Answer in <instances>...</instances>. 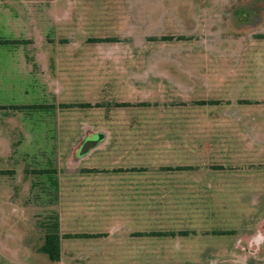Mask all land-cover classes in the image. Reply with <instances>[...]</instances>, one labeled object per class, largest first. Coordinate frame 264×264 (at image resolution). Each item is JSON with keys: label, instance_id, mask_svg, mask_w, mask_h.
<instances>
[{"label": "rangeland", "instance_id": "1", "mask_svg": "<svg viewBox=\"0 0 264 264\" xmlns=\"http://www.w3.org/2000/svg\"><path fill=\"white\" fill-rule=\"evenodd\" d=\"M0 1L19 15V34L32 43L23 56L0 57L13 70L0 88V172H6L0 175V264H208L238 253L237 243L246 256L260 258L264 171L260 148L247 134L257 128L251 118L260 117L264 100V0ZM215 77L228 79L216 108L210 106ZM85 103L105 112L81 109ZM36 104L55 113L16 111ZM97 121L146 131L117 138L121 150L152 151L138 162L178 167L179 174L152 175L183 176L187 191L145 205L175 214L154 228L179 234L176 241L167 242V232L135 245L105 240L107 218L84 217L90 210H129L120 204L139 201L82 194L113 187L108 180L84 181L75 167L82 158L78 142ZM209 166L218 181L216 202L203 183ZM43 168L56 177L39 175ZM55 231L59 262L38 251Z\"/></svg>", "mask_w": 264, "mask_h": 264}, {"label": "crops", "instance_id": "2", "mask_svg": "<svg viewBox=\"0 0 264 264\" xmlns=\"http://www.w3.org/2000/svg\"><path fill=\"white\" fill-rule=\"evenodd\" d=\"M10 9V10H9ZM22 19L19 18V15L15 14L11 8L5 6L0 1V57H7L9 52H20L21 56H23L24 46H30L31 41L28 42L23 38V34H19V30L21 31L20 21ZM12 26V28H10ZM13 32V33H12ZM10 36V37H7ZM32 44V43H31ZM18 52V55L20 54ZM0 88H6L8 81L10 82V73L13 70H10L6 60H0ZM262 77V76H260ZM228 79L224 78H214L211 80V85L213 84V88L211 91H214V100H212L210 106H214L216 108L222 101L221 99L217 100V96L226 95L225 85ZM226 101V100H225ZM89 103H85L87 105ZM226 104V103H224ZM90 105V104H89ZM37 107H17L16 111L21 112H35L37 110L45 112L46 110L50 113H55V107H48V105L44 104H36ZM95 106V105H94ZM80 107L81 109H90L93 110L97 108V115H101L105 112L104 106H99L97 104L95 107ZM147 107V106H146ZM120 108H113L112 112H118ZM12 110V109H11ZM111 110V109H110ZM121 112V111H120ZM259 116V115H258ZM254 123V126L257 128L251 130L247 137L253 139L248 141L252 147H259L260 149L256 152L260 153V171H264V100L260 99V117L257 119L251 118ZM86 124L89 125L87 122ZM105 121H97L95 124L93 123L91 126H87L83 140L78 142V148L80 150L79 155H76L78 158L82 156V158L77 162L76 169H80V175L84 181H92L96 184H104L105 180H108L113 187L109 189L106 187H97V188H89L83 189L82 194H86L89 196H112L114 198H118V200L126 199L128 196H133L136 200H139L135 203V207L120 204L125 206L128 209L122 210L121 207L114 208V211L107 212L104 210H90L84 214V217H99V218H107L106 221V229H110L109 233L100 232L105 234L102 237L105 240H124V242L129 243V245L142 244L146 242H151L153 240L159 239L162 232H167L170 235H166V241H176L179 234H173L175 232L161 230V228H157L155 230L154 224H161L162 222L167 223L168 221L159 219L163 216H167L166 218H170V216L175 215L170 212H154L148 207H146V201L152 200V198L165 196L168 197L171 194H179L183 195L187 190L184 187L186 184L185 178L182 176H160V175H152L155 173L166 172V173H181L179 170L176 171L178 167H170V166H154V164L147 162L145 164L144 161H139L142 157L150 158L153 153L152 151L145 150L143 152H137L136 148L134 151L130 150H121V144L123 143L121 140H117V138L124 137H134V136H145L146 131H138L133 129H125L120 125H116L113 128H106ZM260 128V129H259ZM159 131H150L149 134L153 135ZM178 135L183 136L184 133L182 130H178ZM165 132H163V135ZM216 135H221L223 131L214 132ZM223 135V134H222ZM113 137V140H112ZM112 140V141H111ZM111 141V142H110ZM142 141H140L141 144ZM133 143V141L128 144ZM137 143V142H136ZM145 143V142H143ZM142 143V144H143ZM113 147L111 151H105L106 147ZM100 149V150H99ZM103 149V150H102ZM73 154V153H72ZM146 154L147 156H144ZM143 155V156H142ZM142 156V157H140ZM57 168L56 166H52V169ZM69 167V166H68ZM42 168V166H41ZM50 169V167H49ZM183 169V168H181ZM43 170H48L43 168ZM40 171L39 175L48 173L50 178L56 177V171L51 170L48 171ZM210 177L208 181L203 179L204 184H208L209 186V195L212 196L211 200L216 202L217 200V188L216 185L218 183L217 177L214 175V168L209 166ZM107 173H111L112 176L109 178H102L101 176ZM213 173V174H212ZM127 174V175H125ZM150 174V175H149ZM264 175V174H260ZM198 182H201L200 178H198ZM261 181H264V177L261 178ZM198 183V184H203ZM109 185V184H108ZM76 192V191H74ZM226 194V193H225ZM229 194V193H228ZM230 197L232 194H229ZM88 196V197H89ZM108 198V197H104ZM132 198V197H131ZM132 198V199H133ZM211 198V197H210ZM113 217V219H111ZM110 218V225L107 224V220ZM98 220V219H97ZM161 232V233H160ZM155 234V235H153ZM125 236L123 238L122 236ZM169 236H171L170 239ZM122 237V238H121ZM165 238V237H163ZM238 253L233 254L228 259L215 258L210 260L208 264H226L228 262L233 264H262L264 262V241L260 242V258H250L245 255V249L242 244H236ZM241 247V248H240ZM243 247V250H242ZM61 248V245H60ZM243 251V252H242ZM61 254V253H60ZM61 258V256H60Z\"/></svg>", "mask_w": 264, "mask_h": 264}, {"label": "trees", "instance_id": "3", "mask_svg": "<svg viewBox=\"0 0 264 264\" xmlns=\"http://www.w3.org/2000/svg\"><path fill=\"white\" fill-rule=\"evenodd\" d=\"M204 105V104H201ZM83 107H91L89 104L84 105ZM116 107H126L125 104H117ZM5 175L6 172H0V175ZM57 229V226H56ZM60 237L58 232H53L50 234H47L44 239V243L39 248V252L47 255L48 259L51 262H59L60 256H61V250H60Z\"/></svg>", "mask_w": 264, "mask_h": 264}]
</instances>
